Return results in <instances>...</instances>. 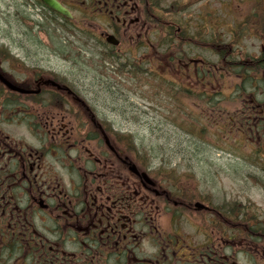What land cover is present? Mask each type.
I'll return each mask as SVG.
<instances>
[{"label": "flooded vegetation", "instance_id": "flooded-vegetation-1", "mask_svg": "<svg viewBox=\"0 0 264 264\" xmlns=\"http://www.w3.org/2000/svg\"><path fill=\"white\" fill-rule=\"evenodd\" d=\"M53 1L0 0V264H264V0ZM87 55L109 94L171 74L228 165H147L49 62Z\"/></svg>", "mask_w": 264, "mask_h": 264}, {"label": "rangeland", "instance_id": "rangeland-1", "mask_svg": "<svg viewBox=\"0 0 264 264\" xmlns=\"http://www.w3.org/2000/svg\"><path fill=\"white\" fill-rule=\"evenodd\" d=\"M87 58L90 56L75 59L74 64H61L52 57L49 58V62L50 65L60 67L69 82H78L75 86L78 87L83 97H90V99L87 98V102L97 112L117 117L123 131H129L131 134L132 141L137 147L135 144L134 146L143 161L146 158L151 166H163L164 170H171L173 166L181 169L186 167L193 169L191 173L197 172V168L228 165L227 153L224 150L220 151L222 149L210 146L196 147L197 143L191 139L192 137L187 132L178 129L176 125L168 121L163 106H160L162 103L150 102L148 99L142 98L139 90H134V86L131 87V84L126 83L130 82L128 79L123 81L124 75H114L112 69L106 67V73L113 77H110V80H114L116 86L112 88L110 94L101 90L100 82H97L99 77L95 76L96 71L94 72L91 67L93 58L92 60ZM172 116L178 124H187L188 126V121L182 119L181 112L175 111ZM201 128L204 130V127ZM193 129L190 128L191 131ZM211 129L208 127L204 131L207 132ZM194 136L200 141L199 134ZM210 140L215 141L211 137ZM196 150H199L198 154ZM221 170H225V168ZM218 172L221 181L227 179L228 171ZM195 175L198 176V173ZM224 186L227 187L228 184H224Z\"/></svg>", "mask_w": 264, "mask_h": 264}, {"label": "trees", "instance_id": "trees-1", "mask_svg": "<svg viewBox=\"0 0 264 264\" xmlns=\"http://www.w3.org/2000/svg\"><path fill=\"white\" fill-rule=\"evenodd\" d=\"M150 70V68H149ZM133 86H134V90H139L140 91V95L142 98H146L148 99L150 102H156L158 101V103H162V105L160 106H166L167 110L165 111L166 113V117L168 118V121H170L171 124L176 125V127L182 131H185L189 134V136L191 137H195L194 135L199 134V136H201L203 134V128L200 130L197 128L196 125H194L193 123L189 122L188 126L183 125V124H178V122L176 121V119L172 116V113L175 112V107H174V102L176 100V92L174 90V86H170L168 84V82H162V80L160 79V77L158 78L156 72H151L149 71L148 74V78H143L141 75H135L133 74ZM144 82H147L149 85V89L144 92ZM163 89L164 91H161V89ZM164 92H165V96H164ZM164 100L167 101V104L164 102ZM171 109H169V108ZM183 113L188 114L187 111H183ZM182 114V113H181ZM168 115V116H167ZM190 128H194L192 131L190 130ZM195 132V134H193ZM122 139L123 141H127L129 142L133 148L135 149V151L138 152L137 148H135V146L137 147V145L134 143V141H132V136L131 134L128 132L124 135H122ZM135 144V146H134ZM139 153V152H138ZM140 155V153H139ZM146 159V158H145ZM144 159V162L147 163V165H151L150 162H148V160ZM163 167V166H162ZM162 167L159 166V170L162 169L164 170ZM175 179L180 178V176H178L177 174L174 175ZM5 234L3 233L4 237ZM8 237V236H7ZM7 243V244H6ZM25 247V244L23 242V239L19 238L18 239V243L13 244V242H11L10 240H4V246H3V254L2 257L4 260H12L13 258H15V256L19 253H21V251L23 252ZM26 264H28L26 262Z\"/></svg>", "mask_w": 264, "mask_h": 264}, {"label": "water", "instance_id": "water-1", "mask_svg": "<svg viewBox=\"0 0 264 264\" xmlns=\"http://www.w3.org/2000/svg\"><path fill=\"white\" fill-rule=\"evenodd\" d=\"M43 1L47 5L48 8H51L52 10L57 12L58 14L66 17V18H69L68 12L63 7H60L55 1H53V0H43Z\"/></svg>", "mask_w": 264, "mask_h": 264}, {"label": "bare ground", "instance_id": "bare-ground-1", "mask_svg": "<svg viewBox=\"0 0 264 264\" xmlns=\"http://www.w3.org/2000/svg\"><path fill=\"white\" fill-rule=\"evenodd\" d=\"M108 76H109V74H108ZM174 107L176 108V109H179V105L176 103V102H174ZM184 112H185V110H184ZM191 139H193L196 143H197V145H196V147H201V146H204L205 144L203 143V142H199L195 137H192ZM206 146V145H205ZM196 152H197V154H198V152H199V150H196ZM201 158V157H200ZM196 170H198V171H200V170H202V169H196Z\"/></svg>", "mask_w": 264, "mask_h": 264}]
</instances>
